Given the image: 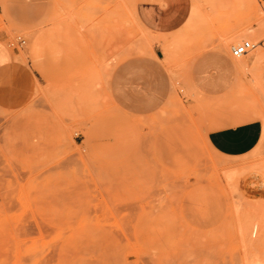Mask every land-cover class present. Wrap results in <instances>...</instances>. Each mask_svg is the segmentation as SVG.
<instances>
[{
	"label": "rangeland",
	"instance_id": "rangeland-1",
	"mask_svg": "<svg viewBox=\"0 0 264 264\" xmlns=\"http://www.w3.org/2000/svg\"><path fill=\"white\" fill-rule=\"evenodd\" d=\"M154 2L0 0V264H264V0H187L163 35L137 14ZM154 53L170 92L127 113L111 74ZM218 57L238 70L204 67L203 90L194 64ZM248 121V153L208 146Z\"/></svg>",
	"mask_w": 264,
	"mask_h": 264
},
{
	"label": "crops",
	"instance_id": "crops-1",
	"mask_svg": "<svg viewBox=\"0 0 264 264\" xmlns=\"http://www.w3.org/2000/svg\"><path fill=\"white\" fill-rule=\"evenodd\" d=\"M160 1H163V4L154 2L139 6L137 13L139 19L145 27L157 34H169L179 30L189 15L187 0ZM247 32L245 28L240 34ZM0 47L6 53V60L0 62L1 81L11 69L13 62L11 54L1 44ZM194 65L202 66L195 73V80L206 83L208 88L203 90L207 91L212 89L209 83L224 79V70L227 68L238 70L232 59L227 61L219 57L211 62ZM213 65L216 66L218 79L209 80L204 67ZM170 89L168 73L156 53L147 57L135 55L124 60L116 66L110 77V92L113 99L124 111L134 115H143L158 109L166 100ZM260 136L259 121H248L236 126L214 128L207 133L206 140L208 146L217 154L232 157L248 153L256 146Z\"/></svg>",
	"mask_w": 264,
	"mask_h": 264
},
{
	"label": "built area",
	"instance_id": "built-area-1",
	"mask_svg": "<svg viewBox=\"0 0 264 264\" xmlns=\"http://www.w3.org/2000/svg\"><path fill=\"white\" fill-rule=\"evenodd\" d=\"M24 39L21 37L17 38L18 44H24ZM255 48V43L249 40H242L239 43L230 47V54L234 58H239L245 55L248 51L253 50Z\"/></svg>",
	"mask_w": 264,
	"mask_h": 264
},
{
	"label": "bare ground",
	"instance_id": "bare-ground-1",
	"mask_svg": "<svg viewBox=\"0 0 264 264\" xmlns=\"http://www.w3.org/2000/svg\"><path fill=\"white\" fill-rule=\"evenodd\" d=\"M193 12H194V10H193ZM194 14V13H193ZM104 32H106V31H104ZM208 106V105H207ZM211 107V106H210Z\"/></svg>",
	"mask_w": 264,
	"mask_h": 264
}]
</instances>
